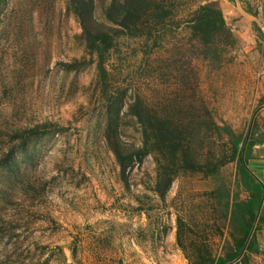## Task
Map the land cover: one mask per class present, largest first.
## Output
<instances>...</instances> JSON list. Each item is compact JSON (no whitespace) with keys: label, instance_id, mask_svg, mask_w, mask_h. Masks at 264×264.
<instances>
[{"label":"rangeland","instance_id":"rangeland-1","mask_svg":"<svg viewBox=\"0 0 264 264\" xmlns=\"http://www.w3.org/2000/svg\"><path fill=\"white\" fill-rule=\"evenodd\" d=\"M210 1L218 3L235 43L219 66L194 60L195 92L173 84L172 71L160 75L166 72L159 59L169 55L167 48L145 57L141 39L117 40L107 67L112 91L126 94L122 143L140 144L135 120L123 115L126 101L137 94L152 104L192 95L219 123L248 136L264 97V0H183L180 13ZM66 3L7 0L0 11V157L12 144L5 131L45 121L64 127L16 154L17 176L0 168V264H188L175 241L177 217L195 239L206 228L215 235L209 243L219 242L208 226L214 221L209 206L214 184L202 174H183L160 199L148 189L155 175L151 155L134 162L122 180L103 136L95 66ZM95 15L102 17L100 0ZM184 27L174 32L172 43L186 40ZM74 59L82 62L68 67ZM233 172L234 163L221 169L228 180Z\"/></svg>","mask_w":264,"mask_h":264},{"label":"trees","instance_id":"trees-1","mask_svg":"<svg viewBox=\"0 0 264 264\" xmlns=\"http://www.w3.org/2000/svg\"><path fill=\"white\" fill-rule=\"evenodd\" d=\"M6 1L0 0V11ZM182 1L100 0L101 18L95 15L96 0H67L66 9L78 22L84 51L95 66L103 136L122 180L127 181L126 171L134 162H141L148 155L153 156L155 163V175L148 183V189L160 199L165 198L180 175L202 174L214 184L209 204L214 221L208 226L218 232L216 237L220 241L209 243L212 234L207 233L206 228L195 239L187 233V230L192 232L191 227L177 217L176 245L188 264H249L248 254L242 251L244 247L248 252L254 249L251 230L257 208L251 196L241 197L240 188L242 185L244 191H259L258 186L248 183L249 171L244 161L243 153L253 144L247 139L249 135L244 137L230 126L219 123L206 104L196 106L193 103L192 95L185 96L183 102L167 104L162 100L152 104L146 96L137 94L126 101L123 115L135 120L140 144L130 146L119 140L121 105L126 94L117 88L112 91L114 85L107 62L120 37L141 39L145 57L167 48L169 55L159 59L160 67L166 72L160 75L167 76L172 71L168 77L175 80L173 84L181 86L185 93L195 92L198 88L194 60L204 61L212 67L219 66L235 43L217 2H206L181 15L179 5ZM183 24L188 31L186 40L172 43L174 32ZM81 62L74 59L68 67L79 66ZM63 128L58 123L45 121L5 131L6 142L12 144L3 149L0 168L17 176L20 169L15 161L16 154L27 152L33 140L63 131ZM229 163H234L235 172L228 180L221 169ZM214 243L215 247H212Z\"/></svg>","mask_w":264,"mask_h":264},{"label":"crops","instance_id":"crops-1","mask_svg":"<svg viewBox=\"0 0 264 264\" xmlns=\"http://www.w3.org/2000/svg\"><path fill=\"white\" fill-rule=\"evenodd\" d=\"M261 56L264 65V41L261 42ZM251 124L247 139L253 144L243 155L246 168L249 171L248 183L258 186L259 191L258 189L250 192L244 191L242 185L240 188L242 189L241 197L251 196L254 207L257 208L254 227L251 230L255 240L254 249L252 252H248L244 247L242 253L248 254L249 264H264V97Z\"/></svg>","mask_w":264,"mask_h":264}]
</instances>
